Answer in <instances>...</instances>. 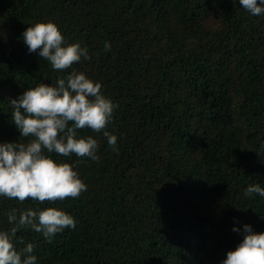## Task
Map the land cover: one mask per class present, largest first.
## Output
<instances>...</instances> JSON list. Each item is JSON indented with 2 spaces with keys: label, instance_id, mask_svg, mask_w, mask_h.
Listing matches in <instances>:
<instances>
[{
  "label": "trees",
  "instance_id": "trees-1",
  "mask_svg": "<svg viewBox=\"0 0 264 264\" xmlns=\"http://www.w3.org/2000/svg\"><path fill=\"white\" fill-rule=\"evenodd\" d=\"M47 20L90 58L57 70L29 53L23 31ZM72 71L118 105L106 126L117 144L78 130L99 145L98 160L59 156L87 185L78 197L0 196V229L13 208L76 220L50 240L20 226L17 249L33 243L37 264H220L245 223L264 232V197L244 195L264 186V14L238 0H0V142L31 139L12 99Z\"/></svg>",
  "mask_w": 264,
  "mask_h": 264
},
{
  "label": "clouds",
  "instance_id": "clouds-1",
  "mask_svg": "<svg viewBox=\"0 0 264 264\" xmlns=\"http://www.w3.org/2000/svg\"><path fill=\"white\" fill-rule=\"evenodd\" d=\"M235 2V0H234ZM249 14H264V0H238ZM29 53L37 54L57 70L70 68L81 58H90L86 46L68 43L55 21H38L22 33ZM105 49L111 47L108 41ZM102 84L84 72L72 71L54 84L40 83L29 87L11 100L12 120L22 137H31L26 143L0 142V196L26 198L38 201L63 200L78 197L87 188L75 162L69 163L59 156L88 157L98 160V140L91 135L81 136V128L101 132L113 147L117 136L106 126L113 119L118 105L102 91ZM52 153L57 154L53 156ZM264 197V186L251 183L244 189L245 196ZM10 228L0 229V264H37L34 245L29 242L17 249L16 233L20 226H31L51 239L65 228L75 227L72 214L55 206L41 210L11 209L7 214ZM233 231L241 229L233 227ZM220 264H264V232H256L245 223L242 239L234 249L226 252Z\"/></svg>",
  "mask_w": 264,
  "mask_h": 264
}]
</instances>
